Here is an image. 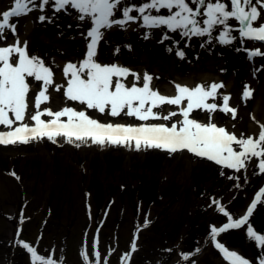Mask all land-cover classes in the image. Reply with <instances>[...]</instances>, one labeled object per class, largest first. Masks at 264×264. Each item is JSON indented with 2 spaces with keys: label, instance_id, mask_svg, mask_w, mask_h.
Wrapping results in <instances>:
<instances>
[{
  "label": "rangeland",
  "instance_id": "374dc122",
  "mask_svg": "<svg viewBox=\"0 0 264 264\" xmlns=\"http://www.w3.org/2000/svg\"><path fill=\"white\" fill-rule=\"evenodd\" d=\"M13 1L0 0V14ZM131 2L139 4L142 0ZM190 6L195 7L191 3ZM46 13L51 22H39V11L10 21L17 24L19 40L28 42V51L42 58L54 72V84L48 91L50 101L41 108L82 109L83 106L67 101L63 89L58 92L55 85L66 86L62 70L67 63L78 65L86 57L85 37L90 23L75 19L72 9L54 13L48 7ZM153 14L168 13L162 10ZM140 23H131L126 31L118 27L102 30L105 35L95 59L101 64L122 65L141 76L147 72L153 77L151 86L160 94L168 91L174 96L175 84L191 88L222 83L218 99L208 103L222 104V96L230 95L229 104L237 109V117L232 119L230 113L217 111L213 113L214 122L238 137L241 133L258 135L259 125L264 124V57L250 62L247 52L236 51L241 47L239 40L231 46L219 44L214 39L218 31L208 42L207 37L182 38L166 29L146 30ZM231 27L236 29L239 25L233 21ZM146 31H151L148 39L144 38ZM163 35L170 39L159 43ZM12 43L13 35L6 32L0 46ZM243 47L251 50L260 46L245 41ZM177 50L185 53L184 59L176 55ZM256 69L260 70L254 76ZM29 79L32 104L41 82ZM132 79L129 77L125 83L130 84ZM245 84L253 90L247 102L241 99ZM169 110L176 109L167 105L156 109L163 114ZM89 114L105 123H141L126 115L113 118L92 110ZM193 115L201 122L208 120V113L202 110ZM256 164L253 160L246 170L237 173L212 161L200 163L186 151L170 155L158 149L77 148L47 139L0 146V264H31L30 253L19 246L20 242L57 261L63 256V264H85L80 254L82 246L89 257L88 264H122L121 258L130 252L134 238L136 251L124 264H228L210 239L211 228L227 222L214 201H219L233 216H242L264 182V174H254L258 173ZM97 190L101 194L99 205L95 202ZM150 195H155L152 203L147 201ZM249 220L254 230L264 234V204H258ZM94 237L98 257L93 255ZM217 241L251 264H259L264 257V248L249 240L246 228L222 233ZM182 254H188L189 259H182Z\"/></svg>",
  "mask_w": 264,
  "mask_h": 264
},
{
  "label": "snow or ice",
  "instance_id": "6c2138e0",
  "mask_svg": "<svg viewBox=\"0 0 264 264\" xmlns=\"http://www.w3.org/2000/svg\"><path fill=\"white\" fill-rule=\"evenodd\" d=\"M190 3L187 0H142L139 4L131 0H14L11 10L0 14V41L5 39L6 32L14 37V43L0 46V146L27 145L45 139L59 144L62 139L63 143L77 148L95 145L102 149L108 146L134 148L136 151L158 149L170 155L187 151L237 173L246 170L249 163L255 160L258 173L254 174H264V124L259 125L260 131L256 137L243 133L238 137L213 120V113L217 111L231 113L232 119L237 117V109L229 104L230 95L222 96V104L208 103L210 99H218V89L224 87L222 83L197 84L191 88L175 84L176 94L165 96L151 86L153 77L147 72L141 76L122 65L101 64L95 59L98 44L105 35L102 30L118 27L126 31L131 23L138 20L142 21L139 26L146 30L166 29L167 32L178 33L182 38L207 37L208 42L218 31L214 39L219 44L231 46L239 40L241 47L236 51L247 52L250 62L264 57L260 47L251 50L243 47L245 41L264 44V0H230L229 3L224 0H190ZM48 7H52L54 13L72 9L76 14L75 19L90 23L85 37L88 40L86 57L78 65L67 63L62 70L66 86L55 85L56 91L63 89L67 101L83 106L82 109L72 106H65L59 111L41 108L42 104L50 101L48 91L54 84V72L42 58L28 51V42L19 40L17 24L10 22L12 18L26 16L33 11L41 13L37 17L39 22H51L46 13ZM162 10L168 14H153ZM134 12L136 15L132 14ZM118 15L120 18H117ZM233 21L239 25L238 28L231 27ZM150 35L151 31H146L144 38L148 39ZM169 39L168 35H163L158 42L164 43ZM167 50L172 51L171 48ZM176 55L185 58L182 50H177ZM259 70L256 69L253 75ZM129 77L133 78L132 81L125 83ZM29 78L41 82L32 104L29 102L32 87ZM252 95L253 90L245 84L241 99L247 102ZM165 105L174 106L176 110H169L167 114L156 111L162 110ZM30 108L35 111H30ZM89 110L113 118L126 115L141 123H105L93 118ZM196 110L208 113L206 123L195 118L193 113ZM174 117L180 119L174 120ZM28 120L32 123L26 122ZM227 178L239 179L236 176ZM236 186L240 187L239 184ZM214 203L227 222L211 228L212 244L228 264H251L249 259L218 242L217 237L229 230L246 228L249 240L256 247L264 248V234L254 230L249 220L257 204H264V187L256 193L246 213L240 217L233 216L219 201ZM147 224L145 220V226ZM19 246L30 253L31 264H63V256L57 261L51 256L39 254L26 242H20ZM92 247L93 255L98 257L95 237ZM135 251L134 238L130 252L121 258L122 264ZM80 254L88 264L89 257L83 246ZM182 259L188 260L189 255L182 254ZM259 264H264V257L260 258Z\"/></svg>",
  "mask_w": 264,
  "mask_h": 264
},
{
  "label": "trees",
  "instance_id": "16d2710c",
  "mask_svg": "<svg viewBox=\"0 0 264 264\" xmlns=\"http://www.w3.org/2000/svg\"><path fill=\"white\" fill-rule=\"evenodd\" d=\"M198 162L202 163L203 161H198ZM154 200H155V195H150L147 198L148 202H152ZM95 202L97 203V205L101 203V194L99 190H97V193L95 194Z\"/></svg>",
  "mask_w": 264,
  "mask_h": 264
},
{
  "label": "bare ground",
  "instance_id": "6f19581e",
  "mask_svg": "<svg viewBox=\"0 0 264 264\" xmlns=\"http://www.w3.org/2000/svg\"><path fill=\"white\" fill-rule=\"evenodd\" d=\"M189 87V86H188ZM174 91L176 92V90L174 89ZM174 92V93H175ZM162 95H165V96H171V94L167 91V92H165L164 94H162ZM60 142H61V144H64V145H67V146H70V147H74V146H72V145H69V144H65V143H63V140L61 139L60 140ZM83 147H88V148H97V147H99V146H95V145H89V146H83ZM126 149H130V148H127V147H125Z\"/></svg>",
  "mask_w": 264,
  "mask_h": 264
}]
</instances>
